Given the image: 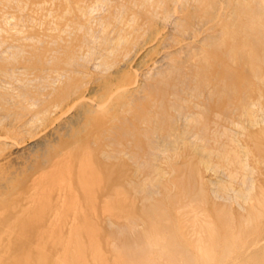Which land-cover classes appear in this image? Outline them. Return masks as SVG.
<instances>
[{"label":"bare ground","instance_id":"bare-ground-1","mask_svg":"<svg viewBox=\"0 0 264 264\" xmlns=\"http://www.w3.org/2000/svg\"><path fill=\"white\" fill-rule=\"evenodd\" d=\"M172 1L0 0V107L6 108L0 117L12 118L11 127H1L6 134L0 137V147L8 146L0 153V264L88 263L83 254L70 260L84 246L71 244L72 238L91 235L103 210L110 209L104 207L123 199L122 172L131 174L125 159L135 156L131 138L154 130L168 111L165 76L160 74L164 82L157 84L155 94L150 92L158 82L147 80L146 86L143 76L158 62L150 53L166 39L160 23L165 14L159 10L168 8L170 16ZM102 4L111 5L93 16V8ZM98 28L102 39L95 66L103 67L101 72L82 62L89 53V37ZM216 56L212 51L199 58L206 65ZM229 64H222L223 74ZM55 77L61 78L59 83L40 93V83ZM8 88L16 90L11 91L15 96L10 90L7 95ZM38 102V109L28 110ZM38 117L43 124L35 129L34 123L31 130L29 122ZM19 168L28 175L16 180Z\"/></svg>","mask_w":264,"mask_h":264},{"label":"rangeland","instance_id":"rangeland-1","mask_svg":"<svg viewBox=\"0 0 264 264\" xmlns=\"http://www.w3.org/2000/svg\"><path fill=\"white\" fill-rule=\"evenodd\" d=\"M178 1L184 4L180 10ZM168 4L170 16L168 8L159 10L165 15L157 13L165 17L160 21L165 43L152 50L150 55L158 62L143 76L144 85L147 80L158 82L152 86L154 92L145 86L154 94L157 84L167 80V114L157 119L154 130L131 138L134 143L125 138L132 142L135 156L125 159L131 174L122 172L126 175L120 191L123 199L104 207L110 209L103 210L91 235L72 238L71 244L78 241L84 246L69 256L86 255L87 264H264V0ZM109 5H97L91 13L102 15ZM182 8L188 10L181 12ZM211 24L214 30L208 29ZM101 39L98 28L89 37V53L82 58L95 72L104 69L95 66ZM206 51L217 55L208 59L207 66L202 62ZM199 61L203 65H196ZM225 61L231 65L223 74ZM51 79L40 83V93L61 80ZM9 103L11 99L6 106ZM10 118L0 117V137L6 134L1 127H11ZM38 119L29 122L31 130L34 123L35 129L43 124ZM12 135L6 136L20 137ZM4 146L0 153L8 149ZM26 174L19 168L14 176L21 180Z\"/></svg>","mask_w":264,"mask_h":264}]
</instances>
